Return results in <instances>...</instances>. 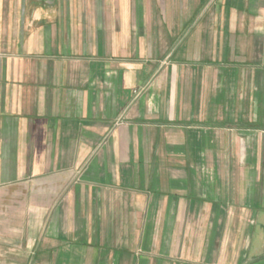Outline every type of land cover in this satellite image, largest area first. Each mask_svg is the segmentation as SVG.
Here are the masks:
<instances>
[{"label": "crops", "instance_id": "crops-1", "mask_svg": "<svg viewBox=\"0 0 264 264\" xmlns=\"http://www.w3.org/2000/svg\"><path fill=\"white\" fill-rule=\"evenodd\" d=\"M0 264H264V0H0Z\"/></svg>", "mask_w": 264, "mask_h": 264}]
</instances>
